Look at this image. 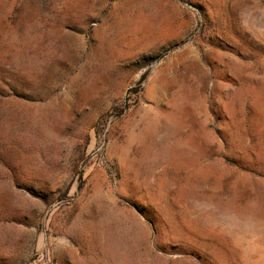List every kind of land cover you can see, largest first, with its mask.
<instances>
[{
	"label": "rangeland",
	"instance_id": "1",
	"mask_svg": "<svg viewBox=\"0 0 264 264\" xmlns=\"http://www.w3.org/2000/svg\"><path fill=\"white\" fill-rule=\"evenodd\" d=\"M0 264H264V0H0Z\"/></svg>",
	"mask_w": 264,
	"mask_h": 264
}]
</instances>
